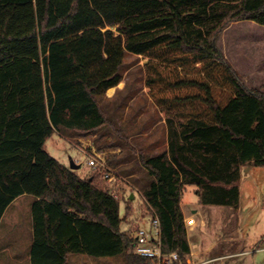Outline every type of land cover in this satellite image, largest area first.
I'll use <instances>...</instances> for the list:
<instances>
[{"label":"trees","instance_id":"16d2710c","mask_svg":"<svg viewBox=\"0 0 264 264\" xmlns=\"http://www.w3.org/2000/svg\"><path fill=\"white\" fill-rule=\"evenodd\" d=\"M241 21L264 26V0H0V219L14 199L35 198L30 264H150L121 231L109 189L44 148L59 129L110 124L97 99L121 82L125 53L147 60L146 92L167 128L166 150L138 155L162 251L186 264V187L199 204L238 206L240 168L264 167V91L248 88L217 45Z\"/></svg>","mask_w":264,"mask_h":264},{"label":"rangeland","instance_id":"374dc122","mask_svg":"<svg viewBox=\"0 0 264 264\" xmlns=\"http://www.w3.org/2000/svg\"><path fill=\"white\" fill-rule=\"evenodd\" d=\"M217 45L248 88L264 91V26L251 21L232 23L219 35ZM146 62L141 56L125 53L119 69L121 82L98 97L110 124L90 134L59 129L44 144L46 152L62 165L69 167L74 161L80 167V176H94L99 188L109 189L104 179L107 173L118 176L114 190L120 217H124L120 228L131 238L138 228L147 231L151 221V211L142 196L151 177L140 165L138 155L152 157L166 150L164 119L145 88ZM90 158L98 160V168L88 166ZM240 172L235 233L246 242L264 236V167L245 165ZM28 198L31 196L19 201L20 207L10 208L0 225V264H30L27 255L33 230L31 211L25 206ZM181 202L185 207L197 203L195 187H186ZM241 259L242 263L246 259L247 264H264V251ZM101 260L108 261L101 263ZM68 261L70 264H126L124 256L94 259L70 255Z\"/></svg>","mask_w":264,"mask_h":264},{"label":"crops","instance_id":"0c3cea01","mask_svg":"<svg viewBox=\"0 0 264 264\" xmlns=\"http://www.w3.org/2000/svg\"><path fill=\"white\" fill-rule=\"evenodd\" d=\"M165 146L167 149V128L165 135ZM79 168L80 167H78V169ZM78 169L76 170L77 173ZM149 181L150 180H148L145 186L149 183ZM27 196L30 195L19 196L8 205L0 219V225L10 208L16 207V205H19L20 207V204L18 203L22 202L19 201ZM34 201L35 198L33 196L26 200L25 206L27 207L28 211H31V205ZM198 201L199 198L197 196V203L195 205H191L190 207H185L181 202V210L184 215L187 240L190 248V253L186 258V264H247V261L244 259V257H248L249 255L252 256L256 251H258L257 246L264 236H260L255 240L243 242L241 238L237 237L235 233L238 224L236 217V209L238 206L233 208L230 206L202 205L199 204ZM251 248H253L254 251L251 250ZM4 250L5 248L1 249L2 252H4ZM27 257L30 259V251ZM241 258L244 259V263L241 262ZM106 261L108 260H101L99 262L104 263ZM226 261H228V263ZM99 262H96V264H99Z\"/></svg>","mask_w":264,"mask_h":264},{"label":"built area","instance_id":"2783aa9c","mask_svg":"<svg viewBox=\"0 0 264 264\" xmlns=\"http://www.w3.org/2000/svg\"><path fill=\"white\" fill-rule=\"evenodd\" d=\"M88 166L96 169L99 162L96 158H90L87 162ZM104 179L108 182L110 194L113 198L117 199L114 188L119 181L118 176L112 173L104 175ZM135 247L134 252L140 257L150 260V264H183L176 252L164 253L161 248L160 239V223L157 217L151 216L150 229L145 231L139 228L134 236ZM258 251H264V237L260 240Z\"/></svg>","mask_w":264,"mask_h":264},{"label":"water","instance_id":"95a60500","mask_svg":"<svg viewBox=\"0 0 264 264\" xmlns=\"http://www.w3.org/2000/svg\"><path fill=\"white\" fill-rule=\"evenodd\" d=\"M78 167H79V166L76 165V164L74 163V161H71V162H70L69 169L76 171V170L78 169Z\"/></svg>","mask_w":264,"mask_h":264}]
</instances>
